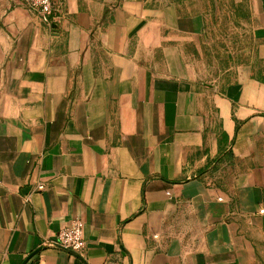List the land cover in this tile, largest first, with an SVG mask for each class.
<instances>
[{"label":"crops","instance_id":"crops-1","mask_svg":"<svg viewBox=\"0 0 264 264\" xmlns=\"http://www.w3.org/2000/svg\"><path fill=\"white\" fill-rule=\"evenodd\" d=\"M53 3L0 0V264H264V0L228 41L172 0Z\"/></svg>","mask_w":264,"mask_h":264},{"label":"rangeland","instance_id":"rangeland-1","mask_svg":"<svg viewBox=\"0 0 264 264\" xmlns=\"http://www.w3.org/2000/svg\"><path fill=\"white\" fill-rule=\"evenodd\" d=\"M183 4L191 12H202L210 22L212 34L217 37L229 38L235 35V20L243 18L248 10L251 0H172ZM225 39V38H223ZM220 41H222L220 39ZM230 46L228 43H226Z\"/></svg>","mask_w":264,"mask_h":264},{"label":"built area","instance_id":"built-area-1","mask_svg":"<svg viewBox=\"0 0 264 264\" xmlns=\"http://www.w3.org/2000/svg\"><path fill=\"white\" fill-rule=\"evenodd\" d=\"M22 2L29 12L37 15L40 21L44 23H48L50 17L55 12L53 0H22ZM43 189V185L37 187L38 191H42ZM260 213H264V211L261 210ZM52 246L74 253L82 250L85 246L82 222L75 219L69 225L62 228L58 232Z\"/></svg>","mask_w":264,"mask_h":264},{"label":"water","instance_id":"water-1","mask_svg":"<svg viewBox=\"0 0 264 264\" xmlns=\"http://www.w3.org/2000/svg\"><path fill=\"white\" fill-rule=\"evenodd\" d=\"M37 253V252H36Z\"/></svg>","mask_w":264,"mask_h":264}]
</instances>
